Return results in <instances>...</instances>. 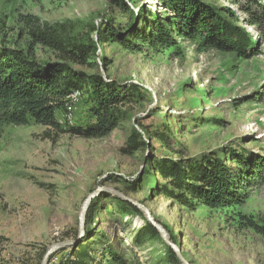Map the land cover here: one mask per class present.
<instances>
[{
	"label": "rangeland",
	"instance_id": "rangeland-1",
	"mask_svg": "<svg viewBox=\"0 0 264 264\" xmlns=\"http://www.w3.org/2000/svg\"><path fill=\"white\" fill-rule=\"evenodd\" d=\"M127 1L136 12L143 7L166 12L159 0ZM207 1L235 12L253 40L260 42L258 56L239 60L199 51L182 40H178L180 50L145 49L142 53H131L118 43H97L98 53L90 61L98 65L83 69L99 72L121 86L141 88L139 100L123 108L119 128L101 139L57 134L34 122L4 129L0 136V264H39L51 246L76 240L84 202L104 188L144 204L168 228L191 264H264V234L239 225L234 212L190 210L173 202L157 190L165 182L151 166L153 157L193 159L212 152L233 157L244 150L264 155V26L249 25L248 15L229 0ZM28 15L58 30L68 43L83 46L97 42L96 30L104 20L123 25L128 21L108 0H0V43L6 39L10 46L25 49L32 42L22 22ZM35 57L56 60L51 49L41 46L35 47ZM82 97L72 110L71 123L58 113L62 124L86 123L79 110ZM167 127L172 133L169 146L150 139L152 131ZM133 132L141 135L147 147L124 154L121 150L127 148ZM227 163L235 165L232 160ZM247 191L249 199L238 211L264 226V182L252 179ZM117 198L102 191L94 199H98L94 220L87 223L86 217L84 239L89 234L92 243L97 241L93 249L98 264H108L104 251L108 246L127 264H169L162 238L137 244L145 217L117 212ZM70 253L71 248L58 252L50 264H59Z\"/></svg>",
	"mask_w": 264,
	"mask_h": 264
},
{
	"label": "trees",
	"instance_id": "trees-1",
	"mask_svg": "<svg viewBox=\"0 0 264 264\" xmlns=\"http://www.w3.org/2000/svg\"><path fill=\"white\" fill-rule=\"evenodd\" d=\"M108 1L128 21L123 25L104 20L101 28L96 30L97 42L92 41L89 46L68 43L58 30L41 24L37 17L31 15L22 20L32 40L25 49L12 47L6 39H1L0 136L7 126L23 127L30 122L57 134L68 133L86 139L105 138L119 128L123 108L139 100L141 88L137 84L121 86L99 72L87 73L83 69L98 65L90 61L98 53L97 43H118L131 53H142L145 49L155 52L180 50L178 40H182L195 44L199 51L232 55L239 60H250L260 54V42L253 40L235 12L210 1L159 0L165 13H154L144 7L136 12L127 0ZM229 1L248 15L246 22L249 25L264 26V0ZM36 46L51 49L56 60L39 61L35 57ZM101 62L107 69L106 59ZM75 91L83 96L79 110L84 112L86 123L62 124L58 113L65 114L67 98ZM46 136L50 134L46 133ZM149 136L168 146L171 144L172 133L168 127L164 131H152ZM146 147L141 135L133 132L127 148L121 152L132 154ZM244 152L233 151V157L214 152L193 159L153 157L151 166L165 182L157 190L190 210L205 207L234 212L239 225L264 234V226L238 211L249 199L247 188L252 179L264 182V155ZM230 160L235 163L234 167L228 165ZM115 201L116 210L122 215L137 213L143 216L131 203L119 198ZM97 206L98 199L93 200L87 213V223L94 220ZM144 221V227L135 238L139 246L148 239H161L158 231L145 218ZM87 235L59 264H98L93 249L97 241L92 243L90 235ZM171 239L180 245L172 234ZM166 247L169 264H181L175 252ZM104 251L108 255V264H127L126 259L112 247L108 246Z\"/></svg>",
	"mask_w": 264,
	"mask_h": 264
},
{
	"label": "water",
	"instance_id": "water-1",
	"mask_svg": "<svg viewBox=\"0 0 264 264\" xmlns=\"http://www.w3.org/2000/svg\"><path fill=\"white\" fill-rule=\"evenodd\" d=\"M102 191L115 195L119 199L125 200L131 203L132 205H134L136 208H138L143 213L145 219L158 231L159 235L161 236L163 241L166 243V245L175 252L181 264H191L183 257L180 248L174 242L171 241V237L167 229L153 217L152 212L144 204L134 201L126 197L123 193L116 191L112 188L99 189L87 197L86 201L84 202L81 208L80 215H79V231H78L77 239L71 240V241H62V242H59L51 246L45 253L41 261V264H50L51 257H53L56 253L69 249V248H76L81 243V241H83L85 237V225H86V217H87L88 210L90 208L92 201L97 196H99V194Z\"/></svg>",
	"mask_w": 264,
	"mask_h": 264
},
{
	"label": "bare ground",
	"instance_id": "bare-ground-1",
	"mask_svg": "<svg viewBox=\"0 0 264 264\" xmlns=\"http://www.w3.org/2000/svg\"><path fill=\"white\" fill-rule=\"evenodd\" d=\"M81 96L82 94L79 91H75L67 98L66 105H65L66 112L64 114L65 115L64 117L69 123H71V120H72V110L74 106L78 103V97L79 99H81Z\"/></svg>",
	"mask_w": 264,
	"mask_h": 264
}]
</instances>
